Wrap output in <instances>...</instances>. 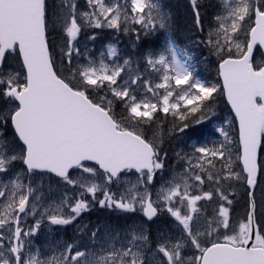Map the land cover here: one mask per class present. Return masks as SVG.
Wrapping results in <instances>:
<instances>
[{
    "label": "snow or ice",
    "instance_id": "snow-or-ice-1",
    "mask_svg": "<svg viewBox=\"0 0 264 264\" xmlns=\"http://www.w3.org/2000/svg\"><path fill=\"white\" fill-rule=\"evenodd\" d=\"M87 4L92 10L78 16L75 0H62L61 7L66 11L58 22L66 38V49L60 61L66 65L67 75H64L56 69L49 48L46 0H0V102L7 106L0 111V128L6 130L10 124L13 133V139L8 141L5 133L0 132V173H8L15 162L20 161L30 177L54 174L67 185L78 186L93 196L103 187L101 207L135 212L138 204L151 221L165 206H157L146 187L152 183L155 171L164 167L155 143L159 129L153 131L156 114H170L174 121L180 122L174 124V130L183 133L190 127V117L195 124L207 118L210 108L206 102L214 100L213 94L221 89L195 79L186 63L176 60L175 49L171 47L167 51L173 63L163 54L158 59L149 56L146 60L154 71H163L162 82L154 85L139 76L123 80L121 74L125 69L121 65L111 68L103 62L99 66L73 65V53L79 55L80 51L74 42L84 27L106 26L120 30L122 19L125 24L131 20L145 29L154 26L151 10L157 5L145 0H126L124 4L87 0ZM192 4L195 7L196 0H192ZM145 8L149 9L146 15ZM225 8L227 15L216 17L218 27L210 33L208 44L221 59L222 94L226 95L238 120L242 149L238 159L243 169L233 171L230 157L216 169L214 161L225 160V143L215 148H195L200 155L194 164L190 160L189 166L206 173L207 181L216 185L220 200L229 205L232 201L224 194L225 182L246 181L252 199L245 222L233 227L229 208L223 204L211 220L204 218L202 222L197 202L211 200L213 192L190 195L188 178L180 176L178 182L162 189L158 195V200L168 205L167 212L178 222L179 234L162 235L153 248L148 249L152 260L142 254V242L148 240L143 229L134 231L129 243L120 250L113 248L98 259L89 261L86 253L79 250L73 254V245L69 244L61 257L41 260L30 248L26 249L23 239L33 235L35 229L23 231L20 227L19 213H26L33 189L29 184L27 194L23 192L25 186L17 176L0 188V198L4 201L0 209V264H157V258L158 264H264V231L254 223L256 204L251 191L257 185V152L264 140V63L253 62L254 49L264 47V0H259L258 4L255 0H235L234 3L226 0ZM129 11L133 15L129 16ZM52 23L55 26L57 21ZM128 30L123 28L125 32ZM13 54L22 61L20 70L4 71L5 62ZM109 54L115 56L116 50L110 49ZM128 63L124 61V65ZM120 80L123 83H119ZM138 84L147 89L141 97L132 88ZM157 89H163V94ZM116 101L123 104L119 118L113 111ZM219 132L231 143L225 129L220 128ZM149 135L153 139H149ZM70 170H82L88 175L77 180ZM131 170L140 174L137 184L145 185L143 193L134 184L116 198L107 190L108 185L119 184ZM192 178L201 185L205 183V177L199 173ZM177 197L181 205L187 202L188 211L184 214L173 206ZM69 207L67 218L51 215L50 222L68 225L89 205L77 200ZM188 249L199 254L189 257Z\"/></svg>",
    "mask_w": 264,
    "mask_h": 264
},
{
    "label": "rangeland",
    "instance_id": "rangeland-1",
    "mask_svg": "<svg viewBox=\"0 0 264 264\" xmlns=\"http://www.w3.org/2000/svg\"><path fill=\"white\" fill-rule=\"evenodd\" d=\"M170 1L171 0H145L148 4L154 3L157 5V8L151 10L154 26L150 25L147 29L142 28L140 24L133 23L131 20L125 24L123 19L120 30L111 29L106 26L101 28H82L83 32H80L77 41L74 42L75 47L80 51L79 55L73 53V65L86 66L91 63L99 66L101 62L110 68L121 65L125 69L121 74L123 80H129L139 76L141 80H148L153 85L162 82L163 71H154L147 65L146 60L149 56L158 59L159 56L163 54L168 58L171 64L173 63L171 54L167 50L163 53H159L150 49H144V47L138 50L135 39L138 37L139 33L154 32L156 31L155 28L158 30L161 29L164 34L167 35V38L170 37L169 27L171 17L167 8L168 6L170 8H175L180 4L181 0ZM188 1L192 2V0ZM196 1H201V7L207 14V20L204 21L203 19L204 29L202 34L208 42L210 33H214L218 27L216 17L227 15V9L225 8L226 0ZM116 2L124 4L126 0H106V3ZM228 2L234 3L235 0H228ZM255 2L258 4L259 0H255ZM75 3L77 5L76 12L78 16L82 12L92 10L89 8L87 0H75ZM61 4L62 0H52L51 3L53 21H57L54 26L55 33L59 32L62 28L58 20L66 11V9H62ZM148 12L149 9L145 8L144 14L146 15ZM128 14L129 16L133 15L130 11ZM161 22L164 24L163 27H161ZM124 27H127L129 30L127 32L123 31ZM92 36H95V39H90ZM241 38L243 39V37ZM169 47L175 49L176 60H179L181 63H186L184 53L179 48L175 47L171 40H166V48L168 49ZM112 48L116 50L115 56L109 54ZM65 49L66 43L62 45L60 51L61 55H63V50ZM233 55H235V49H233ZM125 60L129 61L127 65H124ZM19 66L20 61L12 56L5 62L4 71H19ZM157 68H161V66L157 65ZM123 80L118 82L123 83ZM132 88L136 90L138 97L143 96L147 91L142 84L133 85ZM156 91L161 95L164 92L163 89H157ZM151 95V93H148L149 97H151ZM109 98H112L110 93ZM153 101L155 102V98H153ZM119 104L120 108H118ZM212 105V107L209 105L210 110L207 112V118L205 120L200 124H195L190 117L188 121L190 127L183 133L176 131L177 133L174 139L168 143L165 142V145H163L164 142L160 141V139L155 136V143L161 153L164 167L155 171L153 182L147 184L146 187L147 191L151 193V198L155 204L157 206L164 204L165 206L163 209L159 210V217L151 223L145 221L138 204L136 205L135 212H125L114 207H101L99 200L104 199L103 187L93 196V194L88 193L85 189L79 188L78 186L67 185L64 182H57L44 175L30 177L23 171L21 163L16 165L17 161L8 173H0V188H3L5 184H8L10 180L18 176L21 183L25 186L22 189L23 192L27 194V186L29 184L33 189L31 194H29L30 205L26 217V231L31 228L35 229V233L25 237L26 249L30 248L41 260H50L52 257L59 258L62 254H66V245L71 244L73 245V254L77 250L85 252L86 259L91 261L106 255L113 248L120 250L122 246L129 243L134 231L143 229L148 240L142 242V254L148 260H152V255L148 252V249L153 248L154 244L160 240L162 235L167 237L178 235L180 228L178 222L167 212L166 208L168 205L158 200V195L161 190L170 187L172 183L178 182L177 178L180 176L188 178V182L191 185L188 189L190 195H202L208 190L206 187L211 183L207 181L206 173L200 172L199 169H193L189 166V161L191 160L194 164L196 162V157L200 155L195 152V148H215L219 147L221 143H225V160L221 161V165L227 163L230 157L232 170L239 172L236 166L237 149L232 134V132H234L233 118L226 113L220 104ZM6 108L7 106L0 102V111L6 110ZM113 111L119 118V115L123 112V104L119 101L114 102ZM159 114L165 116L162 112H158L156 116ZM168 116L171 115L168 114ZM220 128L228 132L231 143L225 141V138L219 132ZM0 132L5 133V138L8 141L13 139L8 129L5 130L0 128ZM149 139H153V137L149 135ZM170 156L174 158L173 164H170ZM205 168H208L207 164ZM197 173L205 177L204 184L201 185L192 178ZM72 175L74 179L81 180L88 174L82 173V170H76ZM138 177L139 175L137 174H125L119 184L108 185L107 190L110 193H114L116 198H119L124 194L127 188L135 184L138 190L143 193L145 185L142 183L137 184ZM96 182L103 184V181L99 179H96ZM181 191H183V187ZM77 200L86 201L89 207L86 211H82L72 223L68 225H54L50 222L49 216L51 215H62L67 218L70 214L69 205H74ZM201 202H210V200L202 199L197 202V205ZM3 203V199L0 198V209L3 208ZM186 204L187 202L185 201L184 205H181L179 203V197L175 198L173 201V206L180 208L182 214L188 211ZM199 217L203 222L204 217L200 215ZM208 217L210 220L213 218L212 215ZM38 221L39 227L36 228ZM93 233H95V236H93ZM193 254L198 255L199 253L195 252L194 249L187 250V255L189 257Z\"/></svg>",
    "mask_w": 264,
    "mask_h": 264
},
{
    "label": "trees",
    "instance_id": "trees-1",
    "mask_svg": "<svg viewBox=\"0 0 264 264\" xmlns=\"http://www.w3.org/2000/svg\"><path fill=\"white\" fill-rule=\"evenodd\" d=\"M170 2H172V0ZM51 3L52 0H47L46 10L49 21L47 25L48 43L51 54L55 61L56 69L62 72L64 75H67V73L64 71L66 65L60 62L62 57L60 51L62 49V45L66 43L65 33L62 28L59 32H54ZM167 9L171 17L169 32L172 36V40L175 46H177L185 54L188 68L193 73V77L200 80L202 83L217 85L221 89V91L213 94L214 100L206 103H208L210 106L212 104H220L230 115L224 101L218 76V66L221 62L220 56L217 55L216 52L211 48V46L205 40V36L202 34L204 29L203 19L204 21L207 20V14L206 11H203V8L201 7V1H198L194 7L193 4H191V2L188 0H181L180 4L175 8H170L168 6ZM197 13L199 14V25L197 24ZM155 29L156 31L154 32H142L138 34V37L135 39L138 50L142 49L143 47L144 49H150L159 53H163L167 50L166 35L161 29ZM254 63H262V55L259 51L255 56ZM118 108H120V104L118 105ZM156 117V124L153 125V131L159 129V132L156 136L160 139V141L164 142L163 145H165V142L168 143L174 139V136L177 133L176 130H174V124L178 125L180 122L174 121L173 117L168 115L162 116V114H159ZM235 125L236 124L234 122V144L237 149L236 166L238 167L239 172H241L238 159L239 146L237 142V130ZM216 160L214 161L216 164V169H220L221 160ZM170 161V164H173V156H170ZM259 166L260 178L254 199L256 204L257 225L258 228L264 231V140H262V152L260 155ZM228 184H231V187H228ZM206 188L208 189L206 192H213V197L210 202H201L197 205L200 216L210 220L208 216L212 215L213 217L216 215L220 205L223 204L225 207L229 208L230 224L233 227H237L239 223L245 222L246 215L250 208V198L248 195L249 191L246 187V181H237L233 179L231 181L225 182L223 190L228 199L232 201L230 205L226 201L220 200L219 194L215 191L216 185L214 183L211 182Z\"/></svg>",
    "mask_w": 264,
    "mask_h": 264
},
{
    "label": "water",
    "instance_id": "water-1",
    "mask_svg": "<svg viewBox=\"0 0 264 264\" xmlns=\"http://www.w3.org/2000/svg\"><path fill=\"white\" fill-rule=\"evenodd\" d=\"M257 48H259L260 50H261V52H262V54H263V56H264V47H262V46H257L255 49H254V53H253V58H254V55H255V52H256V49ZM219 78H220V81H221V83L223 84V80H222V77L219 75ZM225 100H226V103H227V105L229 106V108H230V110H231V112H232V114L234 115V117H235V112L232 110V108H231V105L228 103V101H227V97H226V95H225ZM236 118V117H235ZM237 120V119H236ZM237 125H238V131H239V124H238V120H237ZM260 149H261V147L258 149V152H257V165H258V173H257V185H258V179H259V156H260ZM241 152H242V149H241V146H240V154H241ZM89 163H94V162H89ZM240 164H241V167H242V169H243V163H242V161L240 160ZM71 171V170H70ZM135 171V170H134ZM52 175H54V174H52ZM244 175L246 176V173H244ZM55 176V175H54ZM58 178V177H57ZM257 185H256V187L254 188V189H251V191H253L254 192V194H255V191H256V188H257ZM247 188H248V190L250 191V189H249V186L247 185ZM250 197V196H249ZM251 197H250V201H251ZM249 211H251V206H250V210ZM157 217V216H156ZM156 217H154L152 220H154ZM146 218V217H145ZM147 219V218H146ZM148 220V219H147ZM151 220V221H152ZM149 221V220H148ZM150 222V221H149ZM254 223L256 224V226H257V223H256V210H255V220H254Z\"/></svg>",
    "mask_w": 264,
    "mask_h": 264
},
{
    "label": "flooded vegetation",
    "instance_id": "flooded-vegetation-1",
    "mask_svg": "<svg viewBox=\"0 0 264 264\" xmlns=\"http://www.w3.org/2000/svg\"><path fill=\"white\" fill-rule=\"evenodd\" d=\"M20 227L22 228L23 231H25L24 222H22L21 220H20Z\"/></svg>",
    "mask_w": 264,
    "mask_h": 264
}]
</instances>
